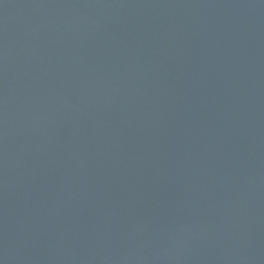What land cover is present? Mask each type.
<instances>
[{
  "label": "water",
  "instance_id": "95a60500",
  "mask_svg": "<svg viewBox=\"0 0 264 264\" xmlns=\"http://www.w3.org/2000/svg\"><path fill=\"white\" fill-rule=\"evenodd\" d=\"M0 264H264V0H0Z\"/></svg>",
  "mask_w": 264,
  "mask_h": 264
}]
</instances>
